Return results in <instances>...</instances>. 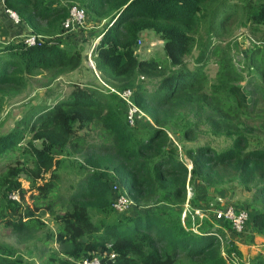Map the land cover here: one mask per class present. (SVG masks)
I'll use <instances>...</instances> for the list:
<instances>
[{
    "label": "trees",
    "instance_id": "trees-1",
    "mask_svg": "<svg viewBox=\"0 0 264 264\" xmlns=\"http://www.w3.org/2000/svg\"><path fill=\"white\" fill-rule=\"evenodd\" d=\"M2 3L26 25L34 43L20 38L0 45V114L11 94L24 89L29 78L37 77L38 85L47 88L61 75L80 69V47L61 36L72 29L63 30L61 22L68 8L76 5L86 17L106 21L90 52L98 77L116 91L129 89L130 99L149 119L141 138L133 129L141 119L130 126L125 103L94 83L70 82L65 95L30 105L0 135V159L6 163L0 173V223L5 229L23 241L46 223V214L53 227L49 237L56 244L47 264H73L71 260L105 249L114 257L102 258V264H228L230 253L237 264H264L259 254L243 260L232 241L221 245L227 221L215 219L220 226L213 227L204 219L192 231L188 215L183 222L180 219L186 188L194 179L206 188L235 183L253 191L251 201L259 207L250 225L264 233V111L255 106V99L264 97V0ZM237 17L251 33L260 32L259 43L247 50L243 61L246 71L259 78L250 87L255 94L251 103L239 84L240 73L218 44L222 30ZM144 30L162 41L164 60L137 57ZM192 48L197 51L190 69L185 58ZM211 57L216 70L202 91L203 68ZM140 75L155 80L150 89L138 81ZM199 121L209 134L223 136L228 144L218 150L208 144L178 147L169 136L176 133L171 126L182 122V140H194ZM255 130L260 131L262 144L250 147ZM66 153L79 158L84 173L62 195L58 158ZM19 178L28 181V189L22 188ZM109 180L135 208L153 209L114 217ZM12 190L18 192V200L8 198ZM204 199L209 196L201 192L187 202L193 209L202 207ZM0 264H23V260L3 249Z\"/></svg>",
    "mask_w": 264,
    "mask_h": 264
},
{
    "label": "rangeland",
    "instance_id": "rangeland-1",
    "mask_svg": "<svg viewBox=\"0 0 264 264\" xmlns=\"http://www.w3.org/2000/svg\"><path fill=\"white\" fill-rule=\"evenodd\" d=\"M230 1L234 2L236 0H229V2ZM239 19L240 17L235 18L234 23L230 27H226V29L222 30L221 36L218 37L220 39L218 44L221 45L225 54L231 58L236 71L240 73L241 77L239 78V84L249 94L248 101L251 103L255 97V94L251 93L250 87L252 82H258L259 78L258 76L254 75L253 72L246 71V64H243V61L247 50L251 48L253 44L259 43L258 41H260V32L251 33L249 28H244L243 26L239 25ZM105 24V20L95 21L94 19L87 17L81 27L72 28L71 30L62 33L61 36H63L65 39L69 38L74 41L73 43H70L71 45L80 47V50L83 54L80 69L78 68L75 71L61 75V77L51 82L47 88L40 87L38 85L37 77L29 78L25 88L19 92L12 93L7 102L4 104L0 114V135L8 132V130L14 125L15 121L19 119V117L30 105L36 103H49V101L54 97H59L63 94L65 95L70 90V82L94 83L99 87L102 86L101 82L99 81L100 78L98 75L94 74L92 69L93 62L90 52L96 40L99 38H96L97 34L101 31ZM205 24L206 23H202L200 27L203 28ZM200 33H203L202 29ZM139 39L140 43L136 46V55L139 59L155 57L159 60H164V55L161 48L162 41L158 38V36H156L150 30H144L140 32ZM196 51L197 50L195 48H192L190 54L185 58L187 66L190 69L194 66V57L196 55ZM203 70L206 75V83L202 87V91H206V86L212 80L216 70L215 58L211 57L208 59V63L204 66ZM138 78V81L145 85L147 89H150L152 82L155 81H149L145 76L142 75H140ZM255 100L257 101L255 106L261 108L264 111V97H262L260 94ZM184 114L185 113H183V115ZM143 119L137 122L135 127L133 126L135 133H138L137 135H139L141 138H144V133L148 129L149 124L146 119L145 120L147 122ZM253 124H255V122ZM171 127L176 133L173 136H171L169 133V136L178 145V147L181 145L185 147H195L202 144H208L210 147L218 150L228 144V140L223 136L209 134L208 127L200 121L197 122V125L195 126L197 136L191 141L182 140L180 136L182 122H176V125ZM259 133V130H255L254 134L249 137L250 147L259 146L262 144V139ZM17 154L18 153H15V155ZM17 156L20 158L19 155ZM183 157L184 156H182V158ZM4 160V158L0 159V173L3 172V165L6 164ZM58 160L59 193L65 195L68 191V188H70V186L80 176H82L84 173V168L80 164L79 158L74 154L71 155L66 153L62 157H59ZM185 161L187 166H189L190 164L187 162V160ZM107 175L109 176L108 173ZM109 183H111L110 187L116 184L110 180ZM27 185V182L23 180L22 188L28 189ZM187 187L186 198L188 199L190 196L192 198L194 195L197 197L201 192H204V194L209 196L208 200H203L205 203L208 201L206 205L204 203L203 205H200L202 207H198L201 210H205L206 208L220 210L224 207H231L235 210H244L246 212L247 220L242 231L235 232L230 228V225L226 226V224H224V227L226 228H223L222 230L224 232L225 238H221V245L228 241L234 242L240 237H243L244 242L247 243L252 242L254 237H256L255 239L257 240L259 238L264 239V233L255 232L250 225V217L252 213L255 212L259 207H257V203H253L251 201V196L253 195L252 190H244L235 183H226L213 188H206L196 179H194L193 185L191 184ZM27 193L28 192L24 194L26 202H28L26 197L28 196ZM155 206H157V208L161 207V205ZM162 207L161 209H163ZM152 209L153 207L145 210L133 207L123 213L113 212V215L116 218H125L130 214L150 212ZM43 219L46 221V223H44L41 227L39 226L37 229L30 231L28 237L23 241H19L13 232L5 229L4 225L0 223V250L4 249L12 256L21 257L23 264H47L46 259L56 249V244L51 242V238L49 237V231L53 228L49 218H46L44 215ZM204 219L213 227L220 225V221H216L212 217L211 211H206L205 217L195 222L199 225ZM262 253L259 251L257 252V254L264 256V252Z\"/></svg>",
    "mask_w": 264,
    "mask_h": 264
},
{
    "label": "built area",
    "instance_id": "built-area-1",
    "mask_svg": "<svg viewBox=\"0 0 264 264\" xmlns=\"http://www.w3.org/2000/svg\"><path fill=\"white\" fill-rule=\"evenodd\" d=\"M3 0H0L2 2ZM4 12L9 17V19L14 22L18 23V19L16 14L9 10L4 8ZM86 14L85 11L80 8L79 6L72 5L68 8V15L67 17L61 22V26L63 30H67L69 28H77L81 27L86 20ZM24 41L27 44H33L34 43V36L28 35L26 38H24ZM139 45V43H137ZM99 79V78H98ZM101 82V85L108 89V92L115 93L119 99H121L125 105H126V119L128 121V124L130 126H133L138 119H148V117L140 111L134 102L130 99V93L131 91L129 89H125L123 91H116L113 88L106 85L102 80L99 79ZM151 123V122H150ZM20 182V185L22 186V181H26L23 178L18 179ZM28 184V181H26ZM28 188V185H27ZM111 193H112V201H111V208L116 213H123L127 211L130 207L133 206L132 200L120 189V187L116 184L112 185L110 187ZM187 192V188H186ZM8 198L11 200H18V192L16 190H12L8 193ZM187 199H185L182 211L180 214V219L183 222V219L185 216L188 215L190 220L189 228L192 231H195L198 224L195 222L197 219H201L205 217L206 211L212 212V217L217 220H225L229 223L230 228L235 232H240L243 230V227L245 225V222L247 220V214L244 210H235L231 207H224L220 210L217 209H210L206 208L205 210H201L199 208H193L191 209L189 207V204L187 202ZM43 216V215H42ZM46 216V214H45ZM108 244H106V248H108ZM114 257V253L109 251L108 249H105L104 251H96L90 253L88 256H84L79 259L71 260L73 264H102V258L112 259ZM237 257L233 255V253L229 254V260L228 264H237Z\"/></svg>",
    "mask_w": 264,
    "mask_h": 264
},
{
    "label": "crops",
    "instance_id": "crops-1",
    "mask_svg": "<svg viewBox=\"0 0 264 264\" xmlns=\"http://www.w3.org/2000/svg\"><path fill=\"white\" fill-rule=\"evenodd\" d=\"M4 8L5 7L3 3L0 2V45L8 42H14L17 39L26 38L28 35H30V32L27 30L26 25L23 23L12 22L4 12ZM133 207L134 205L129 209ZM255 238L256 237H254L253 241L249 243L244 242L243 237H240L238 238V240H235L233 242L236 245L243 260L256 255L258 251L261 253L264 252V239L259 238L257 240Z\"/></svg>",
    "mask_w": 264,
    "mask_h": 264
},
{
    "label": "water",
    "instance_id": "water-1",
    "mask_svg": "<svg viewBox=\"0 0 264 264\" xmlns=\"http://www.w3.org/2000/svg\"><path fill=\"white\" fill-rule=\"evenodd\" d=\"M96 41H97V40H96ZM92 69H93V71H94L95 75H97V73H96V71H95V68H94V66H92Z\"/></svg>",
    "mask_w": 264,
    "mask_h": 264
},
{
    "label": "clouds",
    "instance_id": "clouds-1",
    "mask_svg": "<svg viewBox=\"0 0 264 264\" xmlns=\"http://www.w3.org/2000/svg\"><path fill=\"white\" fill-rule=\"evenodd\" d=\"M190 168V165L189 166H187V169H189Z\"/></svg>",
    "mask_w": 264,
    "mask_h": 264
}]
</instances>
